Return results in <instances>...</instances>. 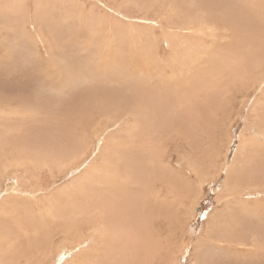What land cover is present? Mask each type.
Returning <instances> with one entry per match:
<instances>
[{
  "label": "rangeland",
  "instance_id": "obj_1",
  "mask_svg": "<svg viewBox=\"0 0 264 264\" xmlns=\"http://www.w3.org/2000/svg\"><path fill=\"white\" fill-rule=\"evenodd\" d=\"M15 1L0 16L4 264H125L116 229L159 245L158 264H264V0ZM114 197L136 225L106 236L83 208Z\"/></svg>",
  "mask_w": 264,
  "mask_h": 264
},
{
  "label": "bare ground",
  "instance_id": "obj_2",
  "mask_svg": "<svg viewBox=\"0 0 264 264\" xmlns=\"http://www.w3.org/2000/svg\"><path fill=\"white\" fill-rule=\"evenodd\" d=\"M19 1H15V0H4V7L3 8H1L0 7V16L1 17H7V16H9V14L11 13L12 15H14V14H16L15 16H17V13H20L21 11H20V9H19V7L20 6H18V5H20V3H18ZM1 3H3V1L2 0H0V4ZM2 4H1V6H3ZM7 10V11H6ZM19 34V33H18ZM3 64V63H2ZM73 88H74V86H73ZM50 93V92H49ZM59 94V93H58ZM105 95V94H104ZM62 96V95H61ZM52 97V96H51ZM54 98V97H53ZM52 98V99H53ZM60 98H62V97H60ZM120 98V97H119ZM56 100V102L58 101L57 100V98L55 99ZM56 102H55V105H57L56 104ZM51 104H53V103H51ZM49 105H50V103H49ZM55 105H54V107H55ZM100 108V107H99ZM104 108V107H103ZM53 111V110H52ZM98 113V112H97ZM68 122V121H67ZM76 122V121H75ZM81 122V121H80ZM75 124V123H74ZM66 126V125H65ZM74 127V126H73ZM81 127V126H80ZM45 128V127H44ZM133 128V127H132ZM52 129V128H51ZM82 129V128H81ZM74 131V130H73ZM78 131V130H77ZM135 131V130H134ZM51 132V131H50ZM72 132V131H71ZM133 134V133H132ZM53 136V135H52ZM135 136V135H134ZM133 136V137H134ZM260 137V136H259ZM84 139V138H83ZM113 139V138H112ZM259 139V138H258ZM262 140V139H261ZM68 142V141H67ZM254 142V141H253ZM256 142V141H255ZM82 143V142H81ZM249 143H251V142H249ZM7 145V144H6ZM5 146V145H4ZM8 146V145H7ZM10 146V145H9ZM251 146V145H250ZM77 147V146H76ZM2 149H3V147H1ZM8 149V148H7ZM8 150H10V149H8ZM55 150V149H54ZM11 151V150H10ZM14 151V150H13ZM27 151V150H26ZM68 151V150H67ZM80 151V150H79ZM17 152H19V150L17 151ZM48 152V151H47ZM113 152V151H112ZM114 152H116V151H114ZM25 153V152H24ZM16 154V153H15ZM14 154V155H15ZM18 154V153H17ZM34 154H36V153H34ZM63 154V153H62ZM7 155V154H6ZM13 155V154H12ZM13 155V156H14ZM20 155V154H19ZM18 155V156H19ZM71 155V154H70ZM16 156V155H15ZM54 156V155H53ZM112 156V155H111ZM11 157V156H10ZM9 157V158H10ZM25 157H27L26 155H25ZM28 157H30V155H28ZM27 157V158H28ZM46 157V156H45ZM118 156H116L115 158H117ZM12 158V157H11ZM19 158H20V156H19ZM24 158V157H23ZM62 158V157H61ZM67 158V157H66ZM119 158V157H118ZM14 159H15V157H14ZM20 159H22V158H20ZM31 159V158H30ZM10 160V159H9ZM23 160V159H22ZM19 161V160H18ZM21 161V160H20ZM66 161V160H65ZM73 161V160H72ZM2 162V161H1ZM12 162H14L13 160L11 161V163ZM15 162L17 163V161H16V159H15ZM41 162V161H40ZM56 162V161H55ZM71 162V160L68 162H66V165L69 163V164H71L70 163ZM43 163V162H42ZM52 163V162H51ZM62 163V162H61ZM2 164V163H1ZM18 164V163H17ZM50 164V163H49ZM148 164V163H147ZM6 165V164H5ZM4 165V166H5ZM57 165V164H56ZM150 165L152 166L153 165V162H151L150 163ZM55 166V165H54ZM58 166H59V164H58ZM61 166V165H60ZM63 166V165H62ZM1 167H2V165H1ZM87 167V166H86ZM61 168V167H60ZM1 169V168H0ZM93 170V169H92ZM127 171H125V173H126ZM135 172H138L139 173V171L138 170H134V172H133V175L135 176ZM1 173V172H0ZM116 174V173H115ZM130 178V176H129V172L127 173V176H125V178H124V181H126L127 179H129ZM106 179V178H105ZM126 179V180H125ZM119 180H121V179H119ZM123 181V182H124ZM124 186V185H123ZM119 189H120V186H119ZM121 190V189H120ZM142 190V189H141ZM150 190V189H149ZM148 190V191H149ZM10 191H11V189H10ZM93 192V191H92ZM119 192V191H118ZM121 192V191H120ZM117 193V192H116ZM102 194V193H101ZM112 194H114V193H112ZM159 194V191H157V192H155V196H157ZM116 195V194H115ZM146 195H147V193H146ZM89 196V195H88ZM98 196V195H97ZM111 196V195H110ZM118 196V195H117ZM119 197V196H118ZM118 197H116V198H118ZM130 197V196H129ZM68 198V197H67ZM90 198V197H89ZM93 198V197H92ZM108 198V197H107ZM128 198V197H127ZM126 198V199H127ZM144 198H145V196H144ZM105 199V198H104ZM104 199H101V200H99L98 201V199H97V203H91L90 204V206H88V204H86L85 206H84V208L83 209H85L86 211H88L87 212V214H84L83 215V217L84 218H86V219H89V221H90V223H91V227H94V226H98L97 227V229H98V231L99 230H101V229H103L102 230V232L103 233H105V235L107 236L108 234H111V232L113 231V229H114V222H116L117 223V228L118 227H121L122 225H124L126 222L128 223V224H126L127 226H126V228L128 229V231H132V230H129V229H132V225H134L135 223H134V215L132 214V213H134V212H132L131 213V215H132V218H130L129 217V215H130V213H129V209L130 208H125V207H122L121 206V204H120V202H121V199H119V200H117V199H115V197L112 199V198H110V200H104ZM124 199V198H123ZM122 199V200H123ZM126 199H124V201L126 200ZM131 198H129V200H130ZM133 199V198H132ZM146 199V198H145ZM145 199L144 200H142V201H140V202H138V203H141L139 206H138V203H137V207H140V206H144V205H142V203H144V204H146V202H145ZM87 200V199H86ZM90 200H91V198H90ZM94 200V199H93ZM134 200V199H133ZM80 201V200H79ZM123 201V202H124ZM126 202V201H125ZM148 202V201H147ZM117 203V207L119 208V210H120V213L118 214V213H116V214H118V215H116V216H112V215H114V214H111V212H110V208L111 207H113L115 204ZM112 204V205H111ZM155 204V203H154ZM124 205V204H123ZM126 205H128V204H126ZM130 205V204H129ZM147 205V204H146ZM146 205H145V207H146ZM181 205V204H180ZM69 206V205H68ZM116 206V205H115ZM132 206H133V209L134 208H136V204L134 203V204H132ZM131 206V207H132ZM145 207H143V208H145ZM115 208V207H114ZM73 209V208H72ZM129 210V211H128ZM141 210V209H140ZM68 211V210H67ZM66 211V212H67ZM117 210H115V212H116ZM138 211V210H137ZM142 211V210H141ZM140 211V212H141ZM57 213V212H56ZM65 213V212H64ZM63 213V214H64ZM79 214H80V212L78 213V214H76L75 212L74 213H69V215L71 216V215H75L74 217H76L77 215L79 216ZM135 214V213H134ZM53 214L52 213H50L49 211H47L46 212V214H44V215H42L38 220L39 221H42V220H44L45 218H51V219H56L57 217L56 216H52ZM59 215V214H58ZM65 215H67V214H65ZM63 216V215H62ZM136 216H138V215H135V217ZM141 216H142V214H141ZM140 217V216H139ZM138 217V218H139ZM145 218V217H144ZM12 219V218H11ZM70 220H72V219H70ZM136 218H135V222H136ZM15 221V220H14ZM5 222V221H4ZM43 222V221H42ZM60 222V221H59ZM3 224V223H2ZM17 224V223H16ZM42 224V223H41ZM67 224V223H66ZM99 224H100V226H99ZM101 224H103V225H101ZM5 225V224H4ZM21 225V224H20ZM52 225V224H51ZM108 225H111L112 226V228L113 229H111V228H108V227H106V226H108ZM136 225V224H135ZM2 226V225H1ZM57 226V225H56ZM21 227V226H20ZM30 227V226H29ZM40 227V226H39ZM47 228V227H46ZM96 228V227H95ZM8 229V228H7ZM36 230V229H35ZM38 230V229H37ZM118 232V234H119V232L122 234H120V237H121V240H124L123 242H124V244L123 245H121L122 247H121V252L119 251L118 253H116L117 255H118V257H123V255H122V252H126L125 253V257H124V263L125 264H135V262H136V264H158V262H160V261H158L157 260V255L159 254L160 255V250H161V248H158L159 247V245H157L158 247L157 248H155V242L154 243H152L151 244V241H149L150 239L148 238V237H146L145 238V240H142L141 241V247H139L138 246V242L140 241L139 239H141L140 237H139V235H137V236H134L133 235V239H132V235H129V237H125L124 236V231H120V229H116ZM2 231V230H1ZM4 231V230H3ZM9 231V230H8ZM40 231V230H39ZM94 232H96V230L94 229ZM116 232V231H115ZM12 233V232H11ZM36 233V232H35ZM58 233V232H57ZM92 233H93V231H92ZM116 233V234H117ZM113 234V233H112ZM132 234V233H131ZM40 235H41V233H40ZM48 235V234H47ZM91 235V234H90ZM13 236V235H12ZM15 236V235H14ZM65 237H66V235H64ZM5 237V236H4ZM16 237V236H15ZM64 237V238H65ZM92 237V236H91ZM14 238V237H13ZM116 238V237H115ZM63 239V238H62ZM92 239H93V237H92ZM100 240V239H99ZM112 240V238L110 239V241ZM120 240V241H121ZM118 241V240H117ZM88 242V241H87ZM119 242V241H118ZM127 242H130L131 243V245L130 244H128ZM1 243H3V242H1ZM50 242L48 241V242H45V244H43L42 245V247H44V249L46 250V249H49V248H51V245L49 244ZM93 243V242H92ZM98 243V242H97ZM114 243V242H113ZM116 243V242H115ZM101 244V243H100ZM157 244V243H156ZM11 246V245H10ZM63 246H65V245H63ZM70 246V245H69ZM75 246V245H74ZM81 246V245H80ZM110 246V245H109ZM108 246V247H109ZM110 247H112V249H110L111 250V252L110 251H108V256L110 257V256H112L113 257V252L114 251H112L113 250V246L111 245ZM61 248V247H60ZM83 248V247H82ZM86 248V247H85ZM126 248H127V250H126ZM77 249V248H76ZM155 249H157V251H159V252H157ZM38 250V249H37ZM62 250V249H61ZM60 250V251H61ZM74 250V249H73ZM78 250V249H77ZM63 251H65V250H63ZM74 251H76V250H74ZM106 252V251H105ZM40 254V252L38 251L37 252V254ZM5 254H7V251H4L3 249H2V251H0V264H4V262H3V259H2V257L5 255ZM36 254V253H35ZM36 256V255H35ZM64 257V256H63ZM158 257H160V256H158ZM62 258V257H61ZM106 259V258H105ZM105 259L103 260V261H105ZM118 259V258H117ZM162 259V258H161ZM58 260V259H57ZM90 260V259H89ZM95 260V259H94ZM100 260V262H95V263H92V261L91 262H89V261H86L84 264H106V261L105 262H102L101 261V259H99ZM122 260V259H121ZM96 261V260H95ZM156 261V262H155ZM62 262H63V258H62ZM110 263V262H109ZM112 263V262H111ZM110 263V264H111ZM113 264V263H112Z\"/></svg>",
  "mask_w": 264,
  "mask_h": 264
}]
</instances>
